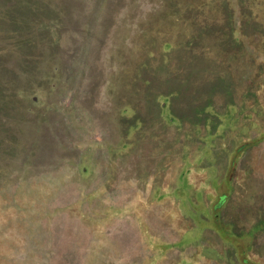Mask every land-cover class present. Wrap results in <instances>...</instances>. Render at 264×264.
<instances>
[{
	"label": "rangeland",
	"instance_id": "rangeland-1",
	"mask_svg": "<svg viewBox=\"0 0 264 264\" xmlns=\"http://www.w3.org/2000/svg\"><path fill=\"white\" fill-rule=\"evenodd\" d=\"M178 3L206 11L212 1ZM168 5L0 0V139L16 138L12 154L0 143V264H264L263 120L190 78L172 95L160 89L153 105L165 103L168 117L198 111V150H168L172 135L145 136V149L131 140L152 87L135 90L132 74L162 24L184 25L178 7L166 17ZM234 66L244 83L246 59ZM25 202L33 214L21 216Z\"/></svg>",
	"mask_w": 264,
	"mask_h": 264
},
{
	"label": "trees",
	"instance_id": "trees-1",
	"mask_svg": "<svg viewBox=\"0 0 264 264\" xmlns=\"http://www.w3.org/2000/svg\"><path fill=\"white\" fill-rule=\"evenodd\" d=\"M167 1L169 5L164 10V13L167 14L166 17L170 16L169 12L172 9L176 10L178 7L180 13L178 17L184 25L164 27L162 24V27H159L152 40L146 45L143 59L138 61L143 64L138 65L137 70L132 74L133 77L130 80H132L135 90L142 84L144 87L145 85L152 87L147 90L148 99L145 101V104L149 103L147 109L137 106L134 111L132 121H137L139 128L135 130V136L131 140L134 143L137 142L135 144L138 145L147 137L154 136L161 142L166 136L172 135L174 145L172 148L169 147L171 143L169 141L168 150L179 152L193 151L197 148L195 143L199 138L197 126L200 119L198 111L193 113L194 116L174 117L170 115L168 117L167 114L165 115L168 108L165 103L161 105V108H156L153 105V102L159 99L158 91H161L160 89H167L172 95L173 85L177 81L183 85L188 83L190 78H201L204 82L209 81L213 91L219 92L224 102L240 107L241 111L250 119L264 121V97L262 95L264 94V0H235V2L211 0L212 4L203 7L208 6L206 11L196 5H187L186 8L180 10L178 0ZM233 4L237 5L242 14L238 26L235 24L236 8ZM180 26L183 29H178ZM208 35L211 36L210 39H215V41L209 42L211 44L203 40V38H208L205 37ZM215 46L216 48H214ZM210 49L214 51V55L210 54ZM240 57L245 58L246 66L247 64L249 66L247 67L249 75L244 78V83L238 82L243 74L233 68L236 62H240ZM162 74H164L163 77ZM1 85L3 83L0 81ZM1 91L2 89H0ZM136 94L138 95L137 92ZM11 100L12 98L7 95L3 98L4 109L13 110V101ZM211 100L216 101L215 98H211L204 105H211ZM124 112H127L126 107L124 110L122 109V112L120 111L122 118ZM259 115H263V117L261 118ZM14 119L11 121L12 127L15 126ZM12 127L9 129L10 131H12ZM7 134L9 135L4 136L3 140L0 139V143L4 144L5 148L7 147V153L12 154L16 138L13 137L14 134ZM145 136L147 137L145 138ZM162 142L164 145L166 141ZM143 143L144 149L149 147L147 142ZM135 144L130 145L135 148ZM126 146L127 143L124 147ZM245 146L246 144L241 149ZM139 160L140 164L137 166H140L141 170L144 169L142 174H146L151 168V157L143 156ZM2 167L5 171H9L12 169V163L8 162ZM20 180L22 187L20 186L19 190L22 191L25 186H29V183L25 184L22 174ZM228 199L229 196L226 193L219 196L215 208H221ZM145 204L142 203V205ZM17 211L21 216L31 215L33 214L31 212L33 205L28 206L26 202L19 203ZM7 231L10 232V229L8 228ZM9 243L12 244V240H9ZM6 259L8 258L6 257ZM10 261L11 256H9Z\"/></svg>",
	"mask_w": 264,
	"mask_h": 264
}]
</instances>
